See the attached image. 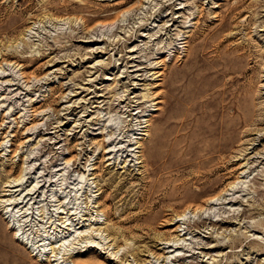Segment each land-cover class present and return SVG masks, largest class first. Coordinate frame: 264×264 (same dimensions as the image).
Returning <instances> with one entry per match:
<instances>
[{"label":"rangeland","instance_id":"rangeland-1","mask_svg":"<svg viewBox=\"0 0 264 264\" xmlns=\"http://www.w3.org/2000/svg\"><path fill=\"white\" fill-rule=\"evenodd\" d=\"M37 260L264 264V0H0V264Z\"/></svg>","mask_w":264,"mask_h":264},{"label":"bare ground","instance_id":"bare-ground-1","mask_svg":"<svg viewBox=\"0 0 264 264\" xmlns=\"http://www.w3.org/2000/svg\"><path fill=\"white\" fill-rule=\"evenodd\" d=\"M188 38V37H187ZM183 42H187L186 40H184ZM186 44V43H185ZM142 158H143V155H142ZM149 160H148V158L146 157V158H144V159H142L141 160V162H144V163H147ZM40 188V187H39ZM38 189H36L32 194H34L36 191H37ZM27 194H30L29 192L27 193ZM221 196V193L218 195L217 194V198L219 199V197ZM216 198V199H217ZM214 200V196L213 197H210V199L209 200H207V205L209 204V203H211L212 201ZM23 202V200L22 201H18V199H16V198H14V200H12L10 203H9V205H12L13 204V207L14 206H16L18 203H22ZM102 205H104V204H102ZM99 206L101 207V204H100V202H99ZM196 209V208H195ZM197 209H199V208H197ZM202 208H200V210H201ZM103 209H101V211H102ZM199 210V211H200ZM105 211V210H104ZM104 211H102V212H104ZM198 211V210H197ZM180 216H181V214H180ZM200 219V218H199ZM197 220V221H195V223H194V226H203L206 222H205V220H203V219H201V220ZM209 219V218H208ZM185 222V221H184ZM178 228H179V226H177L176 228H175V231H179L178 230ZM189 228V227H188ZM170 246V245H169ZM172 247V246H171ZM47 260V259H46ZM55 260V259H54ZM65 260V259H64ZM63 260V261H64ZM57 261V260H56ZM62 261V262H63ZM62 262L60 263V264H62ZM18 263V262H17ZM49 264H52V261L51 262H48ZM91 262L90 261H83V262H80V261H77V262H72L71 261V264H90ZM19 264V263H18ZM37 264H44L43 263V261H38L37 260ZM57 264V263H56ZM59 264V263H58Z\"/></svg>","mask_w":264,"mask_h":264}]
</instances>
